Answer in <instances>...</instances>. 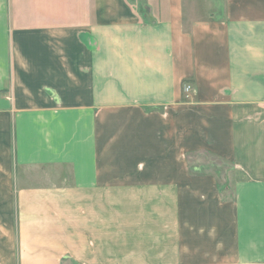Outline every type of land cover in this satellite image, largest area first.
<instances>
[{
  "label": "crops",
  "instance_id": "1",
  "mask_svg": "<svg viewBox=\"0 0 264 264\" xmlns=\"http://www.w3.org/2000/svg\"><path fill=\"white\" fill-rule=\"evenodd\" d=\"M130 114L132 183H105L95 130ZM74 249L264 264V0H0V264Z\"/></svg>",
  "mask_w": 264,
  "mask_h": 264
},
{
  "label": "rangeland",
  "instance_id": "2",
  "mask_svg": "<svg viewBox=\"0 0 264 264\" xmlns=\"http://www.w3.org/2000/svg\"><path fill=\"white\" fill-rule=\"evenodd\" d=\"M186 87H189L187 97L192 89L190 86H185L184 89ZM103 124L95 130L96 138L93 137L95 149L90 152L93 155L92 160L104 174L105 183H132V115L108 118ZM186 163L191 175L201 172L216 177L222 196L231 197L232 185L229 183L231 168L228 164L217 160L209 153H190L186 155ZM79 252L76 251L71 263L65 264H81L77 261Z\"/></svg>",
  "mask_w": 264,
  "mask_h": 264
},
{
  "label": "built area",
  "instance_id": "3",
  "mask_svg": "<svg viewBox=\"0 0 264 264\" xmlns=\"http://www.w3.org/2000/svg\"><path fill=\"white\" fill-rule=\"evenodd\" d=\"M189 91V87H186L185 88V92L187 93Z\"/></svg>",
  "mask_w": 264,
  "mask_h": 264
}]
</instances>
